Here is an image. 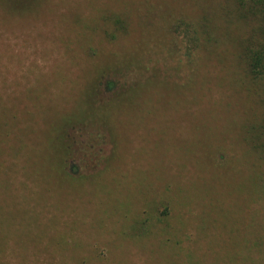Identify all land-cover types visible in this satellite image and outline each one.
Here are the masks:
<instances>
[{
  "label": "rangeland",
  "instance_id": "rangeland-1",
  "mask_svg": "<svg viewBox=\"0 0 264 264\" xmlns=\"http://www.w3.org/2000/svg\"><path fill=\"white\" fill-rule=\"evenodd\" d=\"M218 1L225 5L227 0ZM209 5L206 0H0V110L12 100L21 118L10 130L0 122V264H43L45 255L51 257L45 264H87L101 247L108 253L103 249L101 258L107 261L102 264H158L170 256L179 263L180 256L166 243L184 230L191 242L186 241L182 264H264V254L254 248L264 242V211L253 204L255 170L243 176V157L233 156L245 137L248 109L224 83L221 89L215 80L206 84L220 104L186 102L175 90L174 110L158 104L113 115L126 138L119 144L131 156L120 171L89 180L86 195L68 191L64 181L54 190L62 178L55 177L51 140L62 127L69 99L65 82H50L49 75L62 72L73 80L81 74V60L68 49L81 34L80 22L94 31L106 27L97 24L103 18L130 16L140 32V17L151 11L175 7L179 16L192 15ZM141 40H135L140 45L135 51L156 46L150 35L146 46ZM144 63L145 77L177 80L175 69L158 56ZM214 70L221 80L217 77L224 69ZM224 100L234 103L233 111ZM113 141L107 140L97 157L103 169ZM220 154L228 157L222 170L215 164ZM8 174L13 177L5 188ZM110 179L102 189L100 184ZM166 198L179 206L175 225L137 236L141 210Z\"/></svg>",
  "mask_w": 264,
  "mask_h": 264
},
{
  "label": "trees",
  "instance_id": "trees-1",
  "mask_svg": "<svg viewBox=\"0 0 264 264\" xmlns=\"http://www.w3.org/2000/svg\"><path fill=\"white\" fill-rule=\"evenodd\" d=\"M206 1L210 5L192 15L179 16L181 12L175 7L164 12L151 11L140 17V32L135 31L130 16L127 19L118 15L103 18L97 24L105 22L106 27L96 26L98 29L95 27L94 31L84 19L80 22L81 34L68 49L73 58L81 60V74L73 80L62 72L58 77L49 75L50 82L59 79L65 82L66 99H69L62 127L51 140V155L57 164L55 177L62 178L54 190L60 189L59 185L64 181L68 183V191L86 195L90 193L89 180L99 181L105 179L108 172L120 171L118 166L131 156L119 144L126 138L121 135V128L115 125L113 115L153 109L158 104L163 109L170 106L174 110L175 90L177 97L186 102L195 99L220 104L221 98L216 100L210 95L209 89L213 90V86L209 89L206 86L215 80L217 89L232 86L235 96L240 97V107L248 109L243 114L246 118V125H242L245 137L240 152L235 151L233 156L243 157L242 168L236 165L237 169L241 168L243 176L255 170L257 196L253 204L264 211V0H227L225 5L218 0ZM131 33L134 38H129ZM95 34L98 39L93 38ZM149 35L156 46L135 51L140 46L134 43L135 40L142 37L147 41L141 40V45L146 46ZM156 56L169 69H175L177 80L160 81L145 77L144 59ZM214 67L224 69V75L216 76L221 80L215 78ZM230 102L225 101L233 111L235 105ZM9 104L0 110L1 125L7 130L15 127L21 119L12 100ZM23 107L25 118H28L31 115L29 104ZM107 140L113 141V149L103 169L96 160L103 153L102 145ZM227 158L219 155L215 163L219 170L223 169ZM12 177L13 174L3 177L5 188H9ZM109 183L111 179L100 186L103 189ZM178 215L179 206L167 198L150 209H142L137 236H147L152 229L174 226ZM145 228L149 229L144 231ZM187 234L184 230L183 235L166 243L168 248L172 247V252L175 251V256H180V262H174L170 256L158 264H182L186 241L191 242ZM254 248L257 253L264 254V242L255 243ZM103 249L99 248L96 256L86 259V263H105L107 258L105 261L101 258ZM105 254L108 257L107 250ZM49 258L45 255L42 263Z\"/></svg>",
  "mask_w": 264,
  "mask_h": 264
}]
</instances>
